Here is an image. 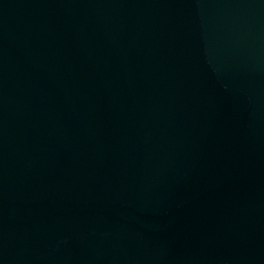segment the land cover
<instances>
[{
	"label": "water",
	"instance_id": "1",
	"mask_svg": "<svg viewBox=\"0 0 264 264\" xmlns=\"http://www.w3.org/2000/svg\"><path fill=\"white\" fill-rule=\"evenodd\" d=\"M0 264H264V0H0Z\"/></svg>",
	"mask_w": 264,
	"mask_h": 264
}]
</instances>
